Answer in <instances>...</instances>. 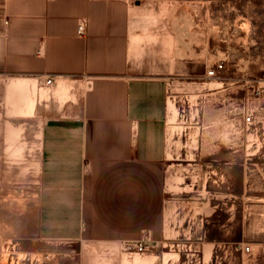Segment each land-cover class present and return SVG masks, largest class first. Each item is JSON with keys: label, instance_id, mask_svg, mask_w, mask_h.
<instances>
[{"label": "rangeland", "instance_id": "1", "mask_svg": "<svg viewBox=\"0 0 264 264\" xmlns=\"http://www.w3.org/2000/svg\"><path fill=\"white\" fill-rule=\"evenodd\" d=\"M126 1L139 60L168 83L155 218L140 195L135 239L40 240L42 129L68 98L0 73V264H264V0Z\"/></svg>", "mask_w": 264, "mask_h": 264}, {"label": "crops", "instance_id": "2", "mask_svg": "<svg viewBox=\"0 0 264 264\" xmlns=\"http://www.w3.org/2000/svg\"><path fill=\"white\" fill-rule=\"evenodd\" d=\"M145 69L126 0H0V73L53 77V94L68 98L42 129L40 240L135 239L140 195L154 220V181L168 161V83Z\"/></svg>", "mask_w": 264, "mask_h": 264}, {"label": "built area", "instance_id": "3", "mask_svg": "<svg viewBox=\"0 0 264 264\" xmlns=\"http://www.w3.org/2000/svg\"><path fill=\"white\" fill-rule=\"evenodd\" d=\"M79 33L81 35L86 33V23L85 22H80V24H79ZM222 67H223V64H220V65H218V69H210V70H208V74L209 75H216V73ZM53 82H54V78L53 77L46 78V83L48 85L53 84ZM245 121H246L247 124L252 125L255 122L254 114H252V113L251 114H247L246 117H245ZM131 246L132 245H130V247ZM137 248L140 251H142L144 249L143 244H141L140 246H137ZM242 251L243 252H250L251 251V247L250 246H243L242 247Z\"/></svg>", "mask_w": 264, "mask_h": 264}, {"label": "bare ground", "instance_id": "4", "mask_svg": "<svg viewBox=\"0 0 264 264\" xmlns=\"http://www.w3.org/2000/svg\"><path fill=\"white\" fill-rule=\"evenodd\" d=\"M28 100V99H27ZM35 105V104H34ZM30 108V107H29Z\"/></svg>", "mask_w": 264, "mask_h": 264}]
</instances>
